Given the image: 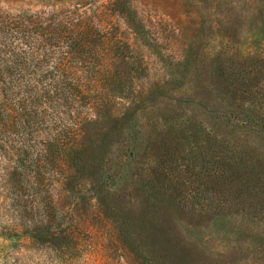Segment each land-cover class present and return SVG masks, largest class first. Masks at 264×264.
<instances>
[{
  "label": "rangeland",
  "instance_id": "374dc122",
  "mask_svg": "<svg viewBox=\"0 0 264 264\" xmlns=\"http://www.w3.org/2000/svg\"><path fill=\"white\" fill-rule=\"evenodd\" d=\"M1 38L108 103L75 175L0 148V264H264V0H0Z\"/></svg>",
  "mask_w": 264,
  "mask_h": 264
},
{
  "label": "trees",
  "instance_id": "16d2710c",
  "mask_svg": "<svg viewBox=\"0 0 264 264\" xmlns=\"http://www.w3.org/2000/svg\"><path fill=\"white\" fill-rule=\"evenodd\" d=\"M71 26L68 23L67 28L72 29ZM45 41L46 33L36 35L35 43ZM5 42L4 38L0 39V54L16 56L12 51L16 47L12 49L9 45L8 51H4ZM19 49L24 55L34 53ZM15 65H0V75L24 71ZM105 81L0 76V148L6 144L20 145L17 155L22 154L24 161L37 162L41 178L45 174L55 177L57 169L66 164L70 176L77 174L81 167L75 156L82 150L83 129L96 123V110L107 107L108 102H103L101 97ZM84 109L86 113H82ZM67 179L69 175L63 181L56 179L55 183L67 185ZM72 234L68 232L71 240L76 241Z\"/></svg>",
  "mask_w": 264,
  "mask_h": 264
}]
</instances>
